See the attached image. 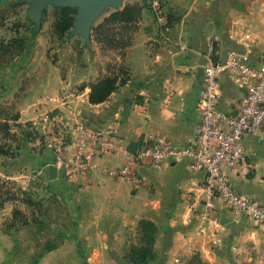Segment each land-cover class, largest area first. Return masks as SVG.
<instances>
[{
	"label": "crops",
	"instance_id": "obj_1",
	"mask_svg": "<svg viewBox=\"0 0 264 264\" xmlns=\"http://www.w3.org/2000/svg\"><path fill=\"white\" fill-rule=\"evenodd\" d=\"M163 1L173 19L171 35L175 39L180 36L186 50L179 51L174 42L160 36L148 0H127L119 6L108 5L93 19L88 41L72 30L67 33L56 43L54 52L60 61L54 64L47 57L53 40L51 24L45 21L33 35L36 30L27 19L26 4V23L13 28L17 15L12 16L8 3L2 0L0 10L6 15L0 25V42L8 43L16 36L25 40L20 55L0 59V83L10 80L5 95L20 96L16 103L20 117L12 124V132L26 139L28 170L13 176L0 172V178H26V188L22 189L40 194L45 190L43 183L53 185L44 165L54 163L50 136H30L17 125L42 118L53 109L91 126L116 123L120 142L132 151L157 134L166 135L176 145L189 144L195 140L201 120L197 101L205 66L225 59L230 51H245V41L253 47L252 62L262 65L264 0ZM129 3L143 6L138 19L108 25L105 39H95L94 28ZM112 65L122 68L119 79L126 82L119 83L103 103L92 104L89 84L108 74ZM244 93L235 80L223 76L218 109L236 112ZM244 144L246 164L227 173L236 191L264 205V140L247 134ZM124 161L123 154L107 153L96 159L97 168L84 175L68 180L59 171V178L53 181L67 186L74 225L66 230L64 243L41 254L35 264H127L142 219L159 227L157 251L160 254L162 248L168 253L166 264H189L196 253L207 264H222L226 258H233V264H264L256 254L264 246V228L245 215H233L221 198L215 201L214 214L221 223L228 221L224 224V245L213 243V226L200 231L198 218L206 193L203 170L192 169L188 161L146 162L139 167L142 183L136 186L114 174ZM17 207L15 202L0 206V264L14 247L18 249L17 242L26 238L24 232L34 224L27 218L19 222L13 213ZM226 246L230 250L224 251ZM241 252L247 254L246 263Z\"/></svg>",
	"mask_w": 264,
	"mask_h": 264
},
{
	"label": "built area",
	"instance_id": "obj_2",
	"mask_svg": "<svg viewBox=\"0 0 264 264\" xmlns=\"http://www.w3.org/2000/svg\"><path fill=\"white\" fill-rule=\"evenodd\" d=\"M148 3L160 36L174 42L179 51L186 50L185 41L171 35L172 22L164 1L148 0ZM244 46L245 51H230L225 59L205 66L204 83L197 101L201 120L195 140L189 144L176 145L166 135L157 134L151 142L132 151L120 142V128L116 123L91 126L83 119H70L56 109L21 124V129L30 136L46 133L50 136L53 164L63 173L62 178L68 180L97 168L96 159L107 153L125 156L124 164L114 174L136 186L142 183L139 167L146 162L159 165L165 160L188 161L192 169L205 173L206 193L198 218L199 228L203 231L213 226L214 244L223 242L225 228L214 214L217 198L223 200L233 215H245L264 228V205L236 191L227 173L247 162L245 135L264 140V59L261 66H256L251 60L252 45L245 41ZM223 76L232 78L245 90L233 113L218 109ZM179 261L175 259V263Z\"/></svg>",
	"mask_w": 264,
	"mask_h": 264
},
{
	"label": "rangeland",
	"instance_id": "obj_3",
	"mask_svg": "<svg viewBox=\"0 0 264 264\" xmlns=\"http://www.w3.org/2000/svg\"><path fill=\"white\" fill-rule=\"evenodd\" d=\"M4 1L8 3V10L9 12L13 13L12 16L17 15V18L12 22V27H23V24L26 23V2H21V0ZM125 1L127 0H124L123 2ZM0 5H2V0H0ZM28 6L27 19L30 20L29 24L31 25V28L36 30L33 35H36V33L39 32L44 26L45 21H48L49 25L52 24L54 20L55 7L53 5H48L45 7L40 28L36 29V25L32 21V15L29 14L31 8L33 7V4H28ZM23 17H25V19ZM32 39L33 41H35V36H32ZM56 43H59V40H56L55 38H53V40L51 39L50 48L47 54V57L49 59H53L52 62L54 64H57V62L60 61L58 54L54 52ZM13 48L14 49L8 54L0 51V59H8L14 55H20L22 53L18 50L16 45H14ZM26 57H29V55ZM112 68L117 69L118 66L112 65ZM112 70L113 69L110 70V68H108L107 72L109 71L108 73H110ZM9 84L10 80H4L0 83V124L2 122L1 120H4L6 122L8 121V124H14L15 118L20 117V113L17 111L16 104L20 100V96H7L4 93L7 90L6 87H8ZM11 134V132H8V135H5L2 126H0V172L13 176L15 174L18 175V172L26 173V170H28V168H26V155L24 153V144L26 143L24 141H26V139L25 137H23V135H20L17 138L14 137L16 134H14V136H12ZM15 139L16 142L14 141ZM24 179L25 181H22ZM24 179H21L20 181L16 178H0V206H3L5 202H15L18 207L14 210H18L19 215L14 217L18 219L19 222L25 221L27 218L32 219L34 223L31 228H27L24 232L26 238L22 241L17 242L18 249L14 247L13 251L9 252L8 257L3 264L37 263L41 254L45 253L48 249L53 248L60 243H64L66 230H70L74 225L71 210L72 197L68 192L65 183H63L62 181H52V185L49 182H45L43 183L45 190L40 194L22 189V186L26 188V178ZM22 208L25 209L23 210ZM74 212L75 214L77 213V211ZM11 227H13V225H11ZM20 228L17 227L16 230H20ZM159 234L160 230L157 226V231L155 233L153 242L154 256L143 264H161L162 261H164L166 264V262H168V253H164V251H162V248H160L159 252L162 256L161 257L157 251V241ZM222 244L224 245V240L221 245ZM229 244L230 242L227 243V245ZM143 245L144 243L141 240L140 227L138 226L136 232V241L133 244V247L142 248ZM214 249L216 250V248ZM223 250H230V246L223 247ZM196 254L200 255V253ZM196 254H194L193 256H195ZM240 254H243V257L245 258L244 263H246L247 254L242 252L239 253V255ZM256 254L257 256H261L260 260L264 263V246H262L261 253ZM201 259L204 264H207V262H205L202 257ZM222 264H233V258H226V262H222Z\"/></svg>",
	"mask_w": 264,
	"mask_h": 264
},
{
	"label": "trees",
	"instance_id": "obj_4",
	"mask_svg": "<svg viewBox=\"0 0 264 264\" xmlns=\"http://www.w3.org/2000/svg\"><path fill=\"white\" fill-rule=\"evenodd\" d=\"M149 5V3H148ZM150 6V5H149ZM8 7V6H7ZM9 8V7H8ZM143 6L139 4H127L122 10H117L111 13L108 17L104 19L102 23L97 25L93 34L95 39L104 40L106 27L108 25L117 23V22H133L136 21L141 13ZM5 11L0 10V25L5 19ZM76 15L77 9L71 7H60L55 8L54 11V20L51 24L50 33L52 38L56 40H61L67 33H70L72 28L76 23ZM170 18V22H172L171 14H168ZM129 43V42H128ZM128 43L126 45H128ZM14 45L17 46L19 51L24 50L25 40L22 38H18V36L10 39L8 43L0 42V51L3 53H10L14 48ZM110 70L113 69L112 66L109 67ZM118 68H114L110 73L101 76L96 81L91 82L89 84L90 93L89 100L92 104L103 103L108 99V97L112 94V92L118 87L119 83H125L126 79H119V75L123 72L122 68L119 72ZM18 118H15V120ZM0 126H2L5 135H8V132H11L12 136H14L15 132H12V127L14 125L8 124V121L1 120ZM21 127V124H17ZM10 126V127H9ZM25 133V132H24ZM16 137V136H14ZM17 213V214H16ZM18 210H14V216H18ZM140 227L141 240L144 243L142 248H134L132 247L131 252L127 258V263L129 264H143L151 259L153 255V242L154 236L157 231V225L151 220L142 219L138 224ZM189 264H204L199 254L193 256Z\"/></svg>",
	"mask_w": 264,
	"mask_h": 264
},
{
	"label": "water",
	"instance_id": "obj_5",
	"mask_svg": "<svg viewBox=\"0 0 264 264\" xmlns=\"http://www.w3.org/2000/svg\"><path fill=\"white\" fill-rule=\"evenodd\" d=\"M124 0H21L26 4H33L29 14L32 15V21L36 25V29L40 28L44 9L48 5H53L55 8L71 7L77 9L76 23L72 29V34H78L84 37L87 41L90 38V30L93 19L108 5L119 6ZM48 167L49 179L57 180L59 178V170L53 163H45ZM223 224L228 221L222 220Z\"/></svg>",
	"mask_w": 264,
	"mask_h": 264
}]
</instances>
